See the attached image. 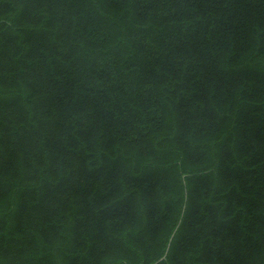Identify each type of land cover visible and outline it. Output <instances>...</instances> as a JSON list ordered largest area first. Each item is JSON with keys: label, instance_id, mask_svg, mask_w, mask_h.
I'll return each mask as SVG.
<instances>
[{"label": "trees", "instance_id": "trees-1", "mask_svg": "<svg viewBox=\"0 0 264 264\" xmlns=\"http://www.w3.org/2000/svg\"><path fill=\"white\" fill-rule=\"evenodd\" d=\"M0 264H264V0H0Z\"/></svg>", "mask_w": 264, "mask_h": 264}]
</instances>
